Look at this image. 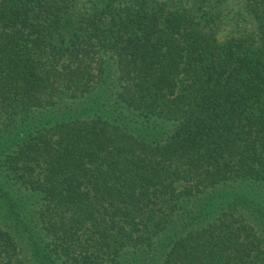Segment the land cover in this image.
<instances>
[{
    "label": "trees",
    "instance_id": "16d2710c",
    "mask_svg": "<svg viewBox=\"0 0 264 264\" xmlns=\"http://www.w3.org/2000/svg\"><path fill=\"white\" fill-rule=\"evenodd\" d=\"M0 264H264V0H0Z\"/></svg>",
    "mask_w": 264,
    "mask_h": 264
}]
</instances>
